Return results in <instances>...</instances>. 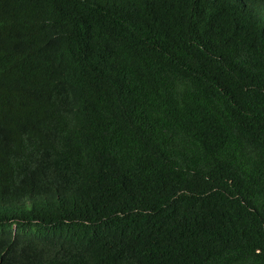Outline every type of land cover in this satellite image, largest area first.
<instances>
[{
  "label": "trees",
  "instance_id": "1",
  "mask_svg": "<svg viewBox=\"0 0 264 264\" xmlns=\"http://www.w3.org/2000/svg\"><path fill=\"white\" fill-rule=\"evenodd\" d=\"M0 264H264V0H0Z\"/></svg>",
  "mask_w": 264,
  "mask_h": 264
}]
</instances>
